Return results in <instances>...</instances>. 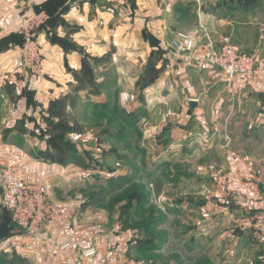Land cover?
Returning a JSON list of instances; mask_svg holds the SVG:
<instances>
[{
	"label": "crops",
	"instance_id": "1",
	"mask_svg": "<svg viewBox=\"0 0 264 264\" xmlns=\"http://www.w3.org/2000/svg\"><path fill=\"white\" fill-rule=\"evenodd\" d=\"M200 1L198 11L195 0H34L35 9L50 8L59 14L40 35L45 74L31 84V99L23 96L17 84L23 78L18 66L20 47L1 48L0 174L7 163L23 164L28 181L41 182L64 219L74 225L71 232L64 225L50 227L48 245L14 236L15 241L22 240L18 252L28 255L29 264H67L70 253L55 246L70 241L72 253L97 249V256L83 264H127L118 263V259L126 260L127 235L116 238L110 229L99 230L103 224L92 223V208L70 196L79 186L78 179H72L79 177L82 168L41 157L50 134L38 136L31 131L41 122L49 126L68 122L60 117L66 115L67 100L73 96L80 115L100 118L102 111H108L112 117L119 109L137 127L147 122L158 128L171 125L160 151L161 165L173 156L176 163L200 164L202 157L213 153L222 166L251 174L264 203V0ZM27 6L28 0H0V42L17 34ZM202 27L215 43L230 36L235 45L254 55L257 77L228 83L209 66L199 69L194 55L173 46L175 41L185 44L179 34L199 39ZM205 45V41L198 45L196 55L208 54ZM152 58L156 70L145 78ZM106 60L109 66L102 72H108V79L102 83L101 64ZM101 84L110 97L100 94ZM190 100L198 102L194 111L188 106ZM1 191L0 183V199ZM202 203L205 212L206 201ZM188 205L184 202L180 212L190 210ZM2 216L0 206V222ZM255 248L260 256V248Z\"/></svg>",
	"mask_w": 264,
	"mask_h": 264
},
{
	"label": "rangeland",
	"instance_id": "2",
	"mask_svg": "<svg viewBox=\"0 0 264 264\" xmlns=\"http://www.w3.org/2000/svg\"><path fill=\"white\" fill-rule=\"evenodd\" d=\"M108 66V60L103 61L101 72ZM106 74L102 72L100 76L102 83L108 79ZM89 76L91 72L90 79ZM137 85L140 87L139 81ZM101 86L100 94L110 97L106 87ZM91 92L85 93L86 99ZM67 101L69 108L60 118L68 122L50 126L41 122L32 126L31 131L38 136L53 134L59 138L45 142L47 149L41 152V157L46 160L78 167L77 160L83 161L82 173L72 179H78L79 186L71 190L70 196L81 198L84 207L92 208V223L104 226L99 230L110 229L111 236L116 238L127 235L126 260L118 259V263L201 264L209 260L214 264H260L261 255L255 251L251 234L240 226L243 218L264 210L251 174L240 173L237 177L240 175L237 169L222 166L213 153L202 157L200 164L189 160L185 164L176 163L172 155L169 162L161 165L160 151L168 141L171 125L158 128V124L147 122L142 128L137 125L130 128L121 119L111 121L109 116L80 115L76 97ZM159 160L161 163L157 164ZM125 175H135L134 181L125 189L107 193L109 181ZM203 201H206V213L201 209ZM184 202L192 208L180 212ZM63 220L71 226L67 231H73L71 219L67 221L63 216ZM148 223L152 225L144 227ZM15 230L0 242V261L10 264L11 257H16L17 262L23 261L20 264H29L28 255L18 252L22 240L15 241L13 237L21 231L17 227ZM145 240L151 243L146 245ZM72 251H67L70 253L67 264H75L76 254ZM186 258L193 261L183 263Z\"/></svg>",
	"mask_w": 264,
	"mask_h": 264
},
{
	"label": "built area",
	"instance_id": "3",
	"mask_svg": "<svg viewBox=\"0 0 264 264\" xmlns=\"http://www.w3.org/2000/svg\"><path fill=\"white\" fill-rule=\"evenodd\" d=\"M195 2L200 11L201 1ZM49 21L50 16L45 11H36L34 0H28V6L21 15L17 29V34L24 40L20 47L21 59L18 64L23 74V78L17 82L21 91L29 90L31 84L45 74V59L39 37L42 32L49 29ZM201 30L199 39L179 34L185 44L182 46L175 41L173 46L177 49L183 48L188 54L194 55L199 69L209 66L228 83L240 77L248 79L257 77L259 69L254 55L244 52L235 45L230 36L222 37L217 44L205 27ZM203 41L206 42L208 54L198 56L197 47ZM0 183L3 191L0 206L11 214L12 223L28 241L46 242L48 245L50 227L64 225L66 231L70 230L71 226L64 223L60 207L50 200L44 185L39 181H28L23 164L11 162L5 164L0 174ZM240 226L243 231H249L253 241L260 248L261 262L264 264V210L243 218ZM57 246L62 251L73 249L71 241ZM97 254L95 248L82 251L81 254L74 252L76 259L74 263L83 264L85 260L92 259Z\"/></svg>",
	"mask_w": 264,
	"mask_h": 264
},
{
	"label": "trees",
	"instance_id": "4",
	"mask_svg": "<svg viewBox=\"0 0 264 264\" xmlns=\"http://www.w3.org/2000/svg\"><path fill=\"white\" fill-rule=\"evenodd\" d=\"M36 11H45L50 16V21L48 23L49 24L48 27L53 25V21H54L55 17L57 16V14H59L58 12L52 11V10H50V8L47 9L45 7L36 8ZM23 42H24V40H23L22 36H20L19 34L11 35L10 37L5 38L4 40H2L0 42V50H1V48L8 49L10 47V45L11 46H19V47H21L23 45ZM155 70H156L155 63H154V59L152 58V60L148 64V68H147V72L145 74V78L147 77V75L152 74ZM144 83H146V82H144ZM22 94H23V96L26 97V99H28V98L31 99V95H30V91L29 90H24L22 92ZM100 117H108V111H102L101 114H100ZM108 119L111 120V121H117L118 119H121L123 122L126 121V125H128L130 128L134 127L135 123H136L135 120H133V122H132V121L128 120L129 118L123 117L122 114L120 113L119 109L113 111L112 112V117H108ZM57 139H59V138H57L56 135L52 134L50 136V138L48 139V141H50V140L53 141V140H57ZM60 139H62V137ZM76 164L79 165L80 167H84V163L80 159L77 160ZM134 177H135V175H129V176L125 175V176L113 177L109 181V190L110 191H108L107 193L127 188L129 186V184L134 181ZM3 217H4L3 220H6L9 223V225L11 226L13 232H16V230H15L16 227L12 223V220H11V214L5 209H3ZM149 224L152 225L151 223H148V225H144V227H148ZM16 235H17V233H16ZM144 243L146 245H149V243H151V242L149 240H145ZM155 248H156V246L154 247V249ZM177 259L180 260L181 258L178 257ZM16 260H19V259H17L16 257H11L10 264L23 263L22 260H20L19 262H17ZM191 261H193V260H190V259L186 258V260H183V263L184 262H191ZM0 264H4V261H0ZM201 264H212V263H211V261L206 260V261H204Z\"/></svg>",
	"mask_w": 264,
	"mask_h": 264
},
{
	"label": "water",
	"instance_id": "5",
	"mask_svg": "<svg viewBox=\"0 0 264 264\" xmlns=\"http://www.w3.org/2000/svg\"><path fill=\"white\" fill-rule=\"evenodd\" d=\"M189 108L194 111L198 107L196 100H190L188 102ZM3 191H1L2 193ZM13 230L6 220L0 222V242L8 238L12 234Z\"/></svg>",
	"mask_w": 264,
	"mask_h": 264
}]
</instances>
